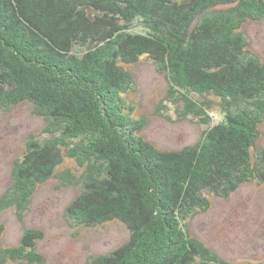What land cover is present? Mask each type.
<instances>
[{
	"label": "trees",
	"instance_id": "1",
	"mask_svg": "<svg viewBox=\"0 0 264 264\" xmlns=\"http://www.w3.org/2000/svg\"><path fill=\"white\" fill-rule=\"evenodd\" d=\"M250 22H264V0H0V97L57 120L14 160L0 214L25 208L66 158L98 154L105 176L84 185L65 214L86 227L119 221L129 230L128 243L100 264H219L189 221L210 209L209 198L264 183V61L245 35ZM145 59L175 75L187 98L174 101L195 117L206 115L199 96L219 98L223 118L203 145L163 150L138 135L126 92L135 86L130 69ZM73 139L80 151L67 144ZM42 238L28 230L19 244L34 252ZM1 246L0 264H28L17 245Z\"/></svg>",
	"mask_w": 264,
	"mask_h": 264
},
{
	"label": "rangeland",
	"instance_id": "2",
	"mask_svg": "<svg viewBox=\"0 0 264 264\" xmlns=\"http://www.w3.org/2000/svg\"><path fill=\"white\" fill-rule=\"evenodd\" d=\"M244 31L253 54L264 61V22H250ZM130 71L135 86L131 85L126 92V99L135 106L132 116L142 127L138 135L154 146L163 150L201 146L207 130L221 122L224 114L217 105L220 100L216 96L196 94L201 99L200 110L207 118L195 117L184 100L180 105L175 102L180 100L178 94L184 98L187 92L178 89L175 75L161 64L145 59ZM171 92L176 97H172ZM4 97H0V196L12 183L14 160L33 140L31 136L44 138L47 136L44 131L53 129L57 121L50 113L33 108L29 103L11 106V98ZM188 100L192 102L190 97ZM231 100L226 97L224 103ZM108 101L110 105L113 103L112 99ZM65 138L61 132L57 139L66 141ZM259 138V146L264 149V123ZM70 141L67 144L80 151L82 140ZM89 144L87 141L85 147ZM69 159L66 158L59 168L58 177L40 185L25 208H10L0 214V224L5 228L0 237L1 247L17 245L18 253L26 255L24 261L28 260V264H100L130 239L129 230L119 221L86 227L79 220L66 216L67 205L84 185L104 177L107 167V161L98 154L92 158L82 152L76 154L73 161ZM259 181L243 184L227 198H209L210 209L189 221V233L207 248V254L210 252L209 255L220 258L219 264L264 262V183ZM28 230L43 233L34 252L19 244ZM33 255L40 261H35Z\"/></svg>",
	"mask_w": 264,
	"mask_h": 264
}]
</instances>
